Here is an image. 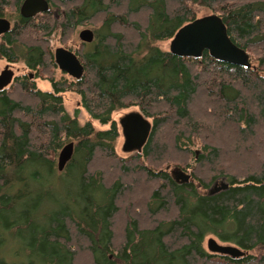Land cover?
<instances>
[{"label":"trees","instance_id":"obj_1","mask_svg":"<svg viewBox=\"0 0 264 264\" xmlns=\"http://www.w3.org/2000/svg\"><path fill=\"white\" fill-rule=\"evenodd\" d=\"M22 1L0 0V17L8 7L16 13L10 31L0 35V59L29 71L0 91V264H264L262 151L236 175L222 165V150L211 146L213 129L205 127L224 129L220 139L231 137L233 154L246 160L263 146L264 0H47L51 11L63 9L59 23L49 11L21 17ZM190 4L212 9L255 64L230 65L207 51L195 59L160 50L157 41L195 19ZM93 20V41L74 51L82 76L55 80L49 37L60 30L68 38ZM36 79H47L51 89H39ZM67 91L79 96L90 121L79 124L65 111ZM129 107L151 119V131L141 152L118 159L120 128L111 115ZM92 120L108 127L97 130ZM201 135L208 140L197 153L191 148ZM67 141L73 155L58 171ZM168 143L193 155V166L178 169L197 185L137 164L160 156ZM109 164L118 171L110 181L99 168ZM206 168L215 175H198ZM138 175L152 185L144 200L150 225L128 216L117 235L114 221L121 202L134 196ZM219 175L228 188L207 194ZM208 235L245 255L209 253Z\"/></svg>","mask_w":264,"mask_h":264},{"label":"water","instance_id":"obj_2","mask_svg":"<svg viewBox=\"0 0 264 264\" xmlns=\"http://www.w3.org/2000/svg\"><path fill=\"white\" fill-rule=\"evenodd\" d=\"M48 10L49 3L47 0H23L19 7V14L23 18H30ZM10 29L9 20L0 17V35L7 33ZM78 37L84 43L93 41V33L89 29L82 30ZM168 51L178 57L195 59L207 51L211 58L219 62L242 68L251 67L248 53L230 40L222 19L215 14L196 18L182 25L170 39ZM54 62L61 72L73 79H79L83 74L82 64L75 54L67 49L56 48L54 50ZM13 77V71L6 65L0 72V91L11 83ZM117 122L123 138L122 152H141L151 131V123L148 119L138 111H130L122 115ZM73 150V142H69L61 148L57 157L58 171L64 169L73 155ZM171 176L181 184L191 181L190 175L178 168L171 170ZM227 188L228 184L221 182L219 187L214 186L209 190V194ZM206 250L211 254L224 255L230 258H240L245 255V252L236 246L220 244L212 237L206 240Z\"/></svg>","mask_w":264,"mask_h":264},{"label":"rangeland","instance_id":"obj_3","mask_svg":"<svg viewBox=\"0 0 264 264\" xmlns=\"http://www.w3.org/2000/svg\"><path fill=\"white\" fill-rule=\"evenodd\" d=\"M190 10L192 12V16L196 19V18H200L203 16H207L210 14H215V12H213L212 9L203 6V5H196V4H190ZM13 7H8L6 10L3 11V15L2 17L7 18L11 21V24L13 23V20L16 17V13L13 12ZM63 9L60 7H54L50 17L55 20L58 21L59 23V14L61 13ZM97 23V20H93V22H90V24H84L82 26H78L77 28H75L74 31L71 32V34L69 35V37H65L63 35V33L60 30H55L52 35L49 37L48 39V44L46 45L47 48H49L50 52L53 55V52L56 48L58 47H63V48H67L70 49L71 51H75L77 49L80 48V40L78 39V34L85 29H89L92 30L95 28V24ZM59 29V28H58ZM169 42L170 39L168 40H164V41H157L155 43V45L162 51H168L169 50ZM8 63L3 60L0 59V72L4 69V67L7 65ZM10 65V69L13 71L14 76L17 75H21L23 73H27V69L25 68V66L23 65L22 62H17V63H9ZM255 64V63H251V66ZM29 72V71H28ZM51 76H53V78L55 80L58 79H71V77H69L67 74H61L60 70L56 67V69L51 70ZM36 86L44 91L50 90L51 89V85L48 82L47 79H36ZM63 107L65 109V111L73 116L76 115V118L78 120L79 124H84L87 121H90V118L87 114V112L81 107L80 104V98L77 94H75L74 92L71 91H67L65 93H63ZM130 111H138L137 107H129L127 109H123V110H119L116 111L114 113H112L111 117L117 122L118 119L124 115L125 113H128ZM148 121L151 123V119L147 118ZM92 125L95 129H105L108 127V125H101L98 121L92 120ZM118 123V122H117ZM205 127L207 128H211L213 129V134H211L212 136V140H211V146H216L219 147L222 150V158L224 159L223 164L226 167L231 168L232 173H236V175H239V173H237L236 171H240L239 166L244 163V162H252L253 158H256L259 154V151H262V155L264 156V142L263 146H259L260 148L258 149V151L255 155V157H251L248 156V160L245 159V157H239L235 154H233L234 149L236 148V144L235 142L232 141V138L230 137H226L225 140L221 138V133L222 131H225L224 129L218 127L217 125H215L214 123L212 124L211 122H207V124L205 123ZM226 133V132H225ZM225 136V135H224ZM204 139H207V137L201 135L198 136L197 138H194V146L191 148L192 151H196L197 153L200 152V150L202 149V144L203 142H205ZM170 140L168 139L167 142H169ZM70 141H67L66 143H64V145L68 144ZM122 143H123V138L121 136V134L119 135V137L117 138L115 144H114V149H115V153L116 156L118 157V159H128L130 157V155L133 153H124L121 150L122 147ZM63 145V146H64ZM226 145V146H225ZM168 149L163 150L164 152L156 157L154 154L151 155V157H149L148 159H140L137 164H143L148 168L154 169V170H167V172L171 175V170L175 169V168H180V166H186V165H191L193 166V155L188 156L186 154V152L183 151V149L179 152L178 149H172V145L168 143ZM223 146V147H222ZM225 146V149H224ZM61 150V149H60ZM60 152V151H59ZM257 159V158H256ZM246 160V161H245ZM57 161V160H56ZM110 166V167H109ZM190 166V168H191ZM100 169H103L104 173H105V178L108 179L109 181L111 179H114L117 176V169L115 167H113V165L109 164L108 166L105 167H99ZM188 168V170L190 169ZM215 172L210 171L208 168L206 169H202L201 172L198 171V175H207L208 177L215 175ZM223 176V175H222ZM195 178V177H194ZM192 178L191 181L197 185V178ZM202 178V176H201ZM207 179V177H204ZM224 177H221L219 175V177L213 181V183L211 184V186L205 190L206 193L208 190L212 189L214 184L217 183V185H219V183L221 182H226V180L224 179ZM130 177L126 180V182L130 183ZM137 183L139 184V186H134V190L132 191V195H134L132 198H125V200L123 201V204L121 202V206L122 209L125 208V210L127 209V212H123L121 209V212L119 213V215L117 216V218L114 221V227H115V231L117 233V235H119L121 228H123V224L122 221L123 219H127L128 216H130V218H135L139 221L140 226H148L150 225V218L148 217L145 207H144V200L147 196V190L149 187H152L151 184L147 183L146 181H144L143 177L138 175L137 176ZM149 190V189H148ZM200 193H203V190L200 189ZM136 194V195H135ZM136 212V213H135ZM174 214V211H170L165 215L160 214L159 218H168L171 217ZM171 215V216H170ZM212 237L214 238L218 243L220 244H229L232 245L230 243H224L219 241L216 237L212 236V235H208L204 238V242H203V246L206 249V240ZM264 253V251L262 252Z\"/></svg>","mask_w":264,"mask_h":264},{"label":"flooded vegetation","instance_id":"obj_4","mask_svg":"<svg viewBox=\"0 0 264 264\" xmlns=\"http://www.w3.org/2000/svg\"><path fill=\"white\" fill-rule=\"evenodd\" d=\"M50 13L52 12L51 10H50V7H49V10H48ZM47 11V12H48ZM46 13V12H45ZM61 13H62V11H61ZM20 15V14H19ZM38 15V14H37ZM36 16V15H35ZM35 16H33V17H35ZM30 18H32V17H30ZM7 19V18H6ZM7 20H9V19H7ZM9 22H10V25H11V27H12V25H13V23L11 24V21L9 20ZM92 31V30H91ZM92 33H93V31H92ZM79 35V34H78ZM78 39H79V37H78ZM80 40V39H79ZM80 43H84V42H82V41H80ZM63 48V47H62ZM64 49H67V48H64ZM67 50H69V51H71L70 49H67ZM71 52H73L74 53V51H71ZM75 54V53H74ZM75 56H76V54H75ZM77 57V56H76ZM53 58H54V52H53ZM78 58V57H77ZM79 60V59H78ZM81 63V62H80ZM82 64V63H81ZM10 64L8 63L7 64V66L10 68V66H9ZM83 66V65H82ZM226 183V182H225ZM220 184L221 183H219V185H217V183H215L214 184V186H216V187H219L220 186ZM213 186V187H214ZM211 190V189H210ZM218 191H220V190H218ZM218 191H216V192H218ZM216 192H214V193H216ZM214 193H212V194H214ZM207 194H209V190L207 191ZM212 194H209V195H212Z\"/></svg>","mask_w":264,"mask_h":264}]
</instances>
